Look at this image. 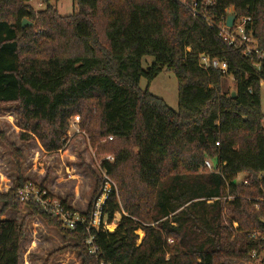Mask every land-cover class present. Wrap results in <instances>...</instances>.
Returning <instances> with one entry per match:
<instances>
[{
  "label": "trees",
  "instance_id": "obj_1",
  "mask_svg": "<svg viewBox=\"0 0 264 264\" xmlns=\"http://www.w3.org/2000/svg\"><path fill=\"white\" fill-rule=\"evenodd\" d=\"M201 1L72 0L65 17L48 4L34 12L28 0H0V103H17L20 139L33 135L46 151L62 148L77 115L91 145L112 157L100 165L117 195L111 189L101 224L121 218L113 231H87V220L65 229L35 202L17 200L24 181L0 193V212L25 205L73 241L82 264H239L264 247L249 237H264V71L216 27L230 13L248 17L249 38L264 49V0ZM201 54L226 71L199 66ZM144 57L153 59L147 68ZM164 68L177 79V110L139 87ZM205 159L221 171L205 170ZM24 230V220L0 218V264H19Z\"/></svg>",
  "mask_w": 264,
  "mask_h": 264
},
{
  "label": "rangeland",
  "instance_id": "obj_2",
  "mask_svg": "<svg viewBox=\"0 0 264 264\" xmlns=\"http://www.w3.org/2000/svg\"><path fill=\"white\" fill-rule=\"evenodd\" d=\"M47 4L51 5L60 16L66 17L72 14V0H28L27 2L34 12L43 10ZM152 62V57H144L142 67L147 68ZM225 85L232 89L231 77L225 79ZM139 87L163 99L172 110H177L178 83L171 70L164 68L149 83L142 77ZM260 106L264 114V84L260 85ZM17 111V103H0V193H6L10 188L24 181L25 184H30L35 189L46 190L51 197L65 202L67 205L65 207L75 216L87 215L83 218L88 221L97 196L108 188L104 184L105 174L100 163L110 155L97 151L78 123L72 124V119H69L68 129L62 138L64 142L61 149L46 151L38 138L33 135L23 141L19 137L21 130L17 125ZM262 125L264 127V119ZM241 176L238 175L237 179ZM111 182L113 183L111 188L117 195L116 184ZM17 200L21 202L18 198ZM1 209L2 202H0V211ZM0 218L25 221L19 264H82L72 249L73 241L64 237L57 228L33 216L25 205L17 210L5 209L0 212ZM120 218L121 212H116L113 220L108 223L110 231L115 229ZM136 233L139 242L143 232L138 230Z\"/></svg>",
  "mask_w": 264,
  "mask_h": 264
},
{
  "label": "built area",
  "instance_id": "obj_3",
  "mask_svg": "<svg viewBox=\"0 0 264 264\" xmlns=\"http://www.w3.org/2000/svg\"><path fill=\"white\" fill-rule=\"evenodd\" d=\"M214 0H202L200 2L201 6L207 7L212 4ZM196 2L192 4L190 7L192 16H198L200 12L196 9ZM230 12V9L227 10ZM250 18L242 17L236 18L234 17L233 23L231 26L226 25V19L221 23L217 24L216 27L218 29V36L222 40V42L228 47H241V54L244 57H249L253 61L254 69L259 71H264V49H260L255 47L252 44V40L249 38V35L246 31V25L249 23ZM198 64L204 69H213L219 70L221 72H225L227 67L226 63L223 61H219L215 58H211L206 54L199 55ZM259 84H264V80L261 79ZM72 124H76L79 122V117L77 115L72 117ZM218 145V143H215ZM107 161H112V157L108 156L105 158ZM224 165V164H222ZM222 165L217 164L212 159H205L203 161V168L208 171L219 173ZM105 180L104 184L108 187L105 188L100 194L97 196L95 206L92 210V214L89 217L86 225V230L88 231L91 228L99 229L103 228L105 230H109L108 223L106 220L102 221L101 224V211L102 207L105 203L106 198L108 197L111 189V184H113L108 177L106 176L105 170ZM263 175L262 173L260 174ZM236 181L239 184H246V180L240 177V179L236 178ZM16 198H18L21 202H29L33 201L38 204L45 212L52 214L55 216L61 226L65 229H74L77 223H85V219L80 215H74L67 207H65L62 201H59L57 198L51 197L46 190L35 189L30 184H24L16 189ZM228 200H232L228 197ZM207 202H212V199ZM234 228L237 227L236 223H233ZM250 238L258 239L262 241L264 237L256 231H253L249 234ZM93 237L89 236L86 240V243L89 245V251L94 253L96 247L93 245ZM239 264H264V247H260L259 250H253L249 257L245 260L238 261Z\"/></svg>",
  "mask_w": 264,
  "mask_h": 264
},
{
  "label": "water",
  "instance_id": "obj_4",
  "mask_svg": "<svg viewBox=\"0 0 264 264\" xmlns=\"http://www.w3.org/2000/svg\"><path fill=\"white\" fill-rule=\"evenodd\" d=\"M234 14L233 13H230L227 15L226 17V25L227 26H231L232 23H233V20H234ZM21 25L24 27V26H30L31 25V22H29L28 20L26 19H23L22 22H21ZM231 96L234 97L235 96V92L234 90L231 92Z\"/></svg>",
  "mask_w": 264,
  "mask_h": 264
}]
</instances>
